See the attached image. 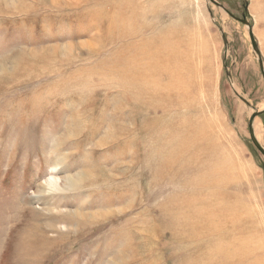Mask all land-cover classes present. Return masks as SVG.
<instances>
[{"label":"rangeland","instance_id":"rangeland-1","mask_svg":"<svg viewBox=\"0 0 264 264\" xmlns=\"http://www.w3.org/2000/svg\"><path fill=\"white\" fill-rule=\"evenodd\" d=\"M215 1L225 9L209 0H0V264H215L222 254L204 255L220 252L214 244L251 249L264 264V156L250 137L260 113L264 138L252 44L264 64V0ZM181 34L188 43L178 47ZM156 62L165 75L191 77L194 67L196 109H162L174 99L162 74L151 95L119 81ZM186 120L179 129L194 126L201 138L194 161H237L240 178L217 197L236 230L196 239L184 224L179 201L196 191L195 175L184 162L163 174L158 143Z\"/></svg>","mask_w":264,"mask_h":264},{"label":"bare ground","instance_id":"bare-ground-1","mask_svg":"<svg viewBox=\"0 0 264 264\" xmlns=\"http://www.w3.org/2000/svg\"><path fill=\"white\" fill-rule=\"evenodd\" d=\"M135 35H136L135 32H131V33L124 34V37H131V36H135ZM180 36H182V37H180ZM185 37H187L186 34L179 35L176 38V43H177L176 46H178V43H181L183 41L188 43ZM167 38H168L167 41L169 43L171 41V39L169 37H167ZM183 47H185V45ZM203 49H204V47H203ZM189 53H190V60H191L192 54H193V63H192V61H191V63H192V65H194V60L199 54L191 51V49H190ZM187 56H188V52H187ZM158 64L159 63L156 62L154 68L150 69L148 71V73H146L145 69L136 70L135 72L138 71L137 75H135V76H133L131 74L123 75V77H121L119 81L121 83H125V84H126V82H128L129 84H132L133 86L137 87L141 93L151 95V94H154L155 91L158 90L157 89L158 85H157V81L155 80V75L160 76V74H162V77L160 76L161 79H163V80L165 79L164 81L167 80V81H169L168 83H170L169 88L171 89V92H170L168 97L169 98H171V96L174 97V99L171 100L172 104L164 103L163 104L164 106L162 105V109L164 107H167V106L172 107L173 105H177V104H187L188 107H193L196 109L198 107V104H196V102H195V105L192 104L191 98H193V97L197 98L198 95L196 93V90H194V89H192L193 90L192 92L189 91L190 87L191 88L196 87L195 82H193L194 78L196 81H198V78L196 76H194V78L192 77L195 74L194 67H193L194 73L191 77H189V76H185V74L183 75L177 71H175L174 75H165L163 73L164 70L160 69ZM166 65H167V68L169 69L170 63H168L166 61ZM143 71H145L144 75L141 74ZM112 72L117 73L114 69H112ZM186 72H187V70H186ZM88 80H89V78H88ZM88 80H86V81H88ZM91 80H90V82H93ZM87 84H85V85H87ZM90 85H92V84H90ZM114 86H116V85H114ZM127 87H129V86L127 85ZM206 121H205L206 124L207 123L209 124L210 121L209 120H206ZM188 125H189V122H187V120L185 121V123L182 122L176 128V130H174L173 134H171V135L169 134L170 136H167V139L164 138L158 143V146L161 147V149L164 150V152H165L164 154H159V156H158L161 163H162L161 172L163 174H168L167 172H169V174H174L173 172H176L175 168L184 162L185 168H187V172H189V173L191 172L192 174L195 175L193 181L195 183H197L196 191L195 190L191 191V195L188 197V201H189L188 203H187V199H183V200L179 201V204H181L180 206H182L179 209H181L182 212L184 213V215H183L184 224L186 227L189 228V230L192 232V236L196 239L199 237H204V236H206L204 234H209V233L212 234V236H213V234H216L218 232V229L219 230L220 229L236 230L234 223H231V224L228 223L227 224L225 221L223 222V218L228 214V211L220 206L219 202L217 201V197H222L224 195V188L228 187L232 184H236L237 180L240 178V176L237 175L236 170H234L237 161H236V159L234 161L229 160V158H227V155H224V156L222 155L220 158L217 154H215L213 156V159L209 158L210 157L209 156L208 158L201 157V159H204V161H199V160L194 161L190 154L192 153V154L197 155V153L202 152V150H199V152H197L198 148H197V145L195 144V142L197 143L198 140L201 138H199V137L197 138V136L192 133V131L196 130V128L194 126L190 125L189 126L190 128L188 127V130H185L184 132L179 129L180 126H185V128H187ZM174 127H172V128H174ZM253 129L255 132L256 139L264 147V138H263L262 127H261V124L259 123V121L256 119L253 122ZM207 138H209V137H207ZM213 148H215V146L211 145V146H209V148H207V150H209L210 152H213ZM200 155H202V153ZM170 177H172V176H170ZM55 181H57V180H55ZM210 187L218 189L217 192L215 194L208 193L207 190ZM217 193H219V194H217ZM193 196H196V198L194 199ZM176 206H177V203H176ZM193 207L196 210L191 211L192 212L191 214L189 213V211L187 213L184 212L185 209H191ZM208 216L209 217L217 216L220 221L217 220L216 222H211V221H208V222L205 221L204 222L203 220H205ZM171 220L173 221V219H171ZM177 223L179 224V222H177ZM180 228L181 227H179L178 229H180ZM182 228H184V226ZM41 230H42V228H41ZM43 232H44V230H43ZM183 232L180 234L179 237H184ZM187 232H189V231H187ZM218 235H220V234H218ZM219 238H221V236H219ZM180 239L183 240V238H180ZM232 240L233 241L236 240V237H233ZM257 241L258 242L255 244V248H257V250H259V249H261L262 243L260 242V240H257ZM214 245L216 246V249H218L220 252L215 253L213 250H211L208 254H204V255L206 256L207 259H210L212 257L214 258V257L222 254L223 258L221 260H218L217 262L215 261L216 262V263L214 262L215 264H257V263L259 264L260 263V259H259V261H257V263H255L254 259L249 258L250 256H253V254L251 255V253H252V251H250L251 249L249 251H245V252H243V251L237 252L236 251L233 254H227L224 252V250L227 249V246L222 247V246L217 245V244H214ZM234 246L235 245H232V247H234ZM240 246H242V245H240ZM248 247H250V246L248 245ZM260 256H261V254H260ZM211 261H212V259H211Z\"/></svg>","mask_w":264,"mask_h":264},{"label":"water","instance_id":"water-1","mask_svg":"<svg viewBox=\"0 0 264 264\" xmlns=\"http://www.w3.org/2000/svg\"><path fill=\"white\" fill-rule=\"evenodd\" d=\"M211 3L217 5L218 7L222 8V9H225L221 4H219L218 2H216L215 0H209ZM225 12H227L232 18L238 20V21H241L242 23H244L245 25H248V22L246 20H242V19H239V18H236L234 17L232 14H230L227 10H225ZM252 44H253V47H254V50L256 51L258 57H259V63H260V66H261V70H262V73H263V78H264V64H263V61L260 57V54H259V50H258V47L257 45L255 44L254 40H253V37H252ZM260 113H256L254 114L253 118H252V121L250 123V137L252 139V142L254 144V146L256 147V149L264 156V147L259 143V141L256 139V136H255V132H254V129H253V121L255 120V118L259 115Z\"/></svg>","mask_w":264,"mask_h":264}]
</instances>
